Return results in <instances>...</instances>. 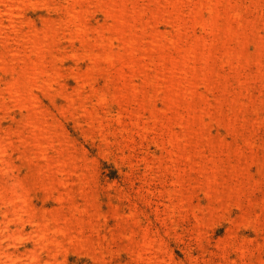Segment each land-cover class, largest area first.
Returning <instances> with one entry per match:
<instances>
[{
    "label": "rangeland",
    "instance_id": "1",
    "mask_svg": "<svg viewBox=\"0 0 264 264\" xmlns=\"http://www.w3.org/2000/svg\"><path fill=\"white\" fill-rule=\"evenodd\" d=\"M0 264H264V0H0Z\"/></svg>",
    "mask_w": 264,
    "mask_h": 264
},
{
    "label": "bare ground",
    "instance_id": "2",
    "mask_svg": "<svg viewBox=\"0 0 264 264\" xmlns=\"http://www.w3.org/2000/svg\"><path fill=\"white\" fill-rule=\"evenodd\" d=\"M218 5V4H217ZM234 19V18H233ZM226 33V32H225ZM178 72H179V70H178ZM175 88V87H174Z\"/></svg>",
    "mask_w": 264,
    "mask_h": 264
}]
</instances>
